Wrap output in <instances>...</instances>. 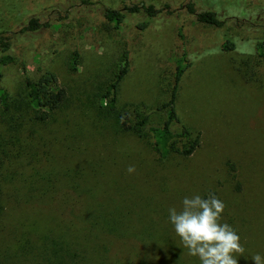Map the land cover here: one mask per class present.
Masks as SVG:
<instances>
[{
	"label": "rangeland",
	"instance_id": "rangeland-1",
	"mask_svg": "<svg viewBox=\"0 0 264 264\" xmlns=\"http://www.w3.org/2000/svg\"><path fill=\"white\" fill-rule=\"evenodd\" d=\"M154 1L152 23L141 28L149 20L140 11L116 29L105 9L150 1L0 0V38L14 57L0 66L8 105L0 102V264H200L168 212L196 195L224 203L220 223L245 249L238 264L264 257V59L255 53L264 0ZM204 12L221 26L197 17ZM31 19L41 27L22 32ZM225 39L235 51L221 50ZM184 53L190 66L175 108L200 144L189 157L160 160L149 133L122 131L119 117L162 124ZM124 55L128 72L111 111L101 96ZM45 73L66 99L41 123L25 79Z\"/></svg>",
	"mask_w": 264,
	"mask_h": 264
},
{
	"label": "trees",
	"instance_id": "trees-1",
	"mask_svg": "<svg viewBox=\"0 0 264 264\" xmlns=\"http://www.w3.org/2000/svg\"><path fill=\"white\" fill-rule=\"evenodd\" d=\"M149 3H141L140 6H132L124 8V10H113L105 9L103 11V18L113 24L117 29L124 22L128 14H135L143 11L148 17V22L140 25L141 28H145L148 24L152 23V19L156 17L157 11L155 9V1L149 0ZM168 8V5H166ZM187 11L192 15L195 14L193 10V4L188 3ZM199 19L208 20L214 26H221V23L215 19L214 14L208 12L198 14ZM208 18V19H207ZM41 26L37 20L31 19L27 26L22 29V32L36 31ZM224 52H232L236 50L234 42L229 39H225L220 46ZM0 66H9L14 62V57L10 53V43L0 38ZM255 53L261 59H264V42H258L255 44ZM123 66L118 70L114 77V80L108 86V89L101 96V105L105 104L106 100L109 102L106 104L107 108L111 111L115 109V94L116 90L126 76L128 72L127 56L123 57ZM78 60V53L75 51L71 57V71H76V65ZM190 64L186 60V54L177 61L175 68L174 85L171 90L170 98L168 102L162 104L161 109L166 110L167 118L160 125H151L145 129L147 119L143 118L135 123H129L124 116L119 117V128L122 131L130 132L137 137L143 136L144 131L151 136L154 140V147L159 156L160 160L166 159L170 154H178L183 157L191 156L195 150L199 147V137L194 136L188 128L182 123L181 119L177 115L175 108L176 94L179 86V82L189 68ZM25 85L28 88V97L30 99V105L32 108L33 119L38 122H46L48 118L55 112L65 101V91L58 86L57 79L53 74L45 73L36 83L30 82L27 78L25 79ZM0 102L4 108H7V94L2 92L0 94ZM177 142H183L181 147L176 146ZM63 251V250H62ZM67 254H73L71 252Z\"/></svg>",
	"mask_w": 264,
	"mask_h": 264
},
{
	"label": "clouds",
	"instance_id": "clouds-1",
	"mask_svg": "<svg viewBox=\"0 0 264 264\" xmlns=\"http://www.w3.org/2000/svg\"><path fill=\"white\" fill-rule=\"evenodd\" d=\"M129 174L134 166L127 168ZM225 205L215 195L207 199L199 195L185 197L182 208H169V221L188 255L199 259L200 264H238L236 254L245 249L240 236L227 223H220ZM252 264H264V257L254 254Z\"/></svg>",
	"mask_w": 264,
	"mask_h": 264
}]
</instances>
